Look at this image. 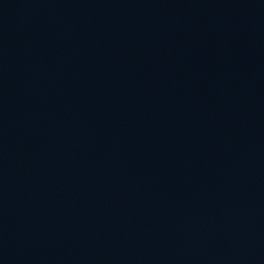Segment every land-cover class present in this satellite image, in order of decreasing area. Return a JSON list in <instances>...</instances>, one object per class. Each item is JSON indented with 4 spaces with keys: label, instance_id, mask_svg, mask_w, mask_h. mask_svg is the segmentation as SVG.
Segmentation results:
<instances>
[{
    "label": "water",
    "instance_id": "95a60500",
    "mask_svg": "<svg viewBox=\"0 0 264 264\" xmlns=\"http://www.w3.org/2000/svg\"><path fill=\"white\" fill-rule=\"evenodd\" d=\"M0 264H264V0H0Z\"/></svg>",
    "mask_w": 264,
    "mask_h": 264
}]
</instances>
